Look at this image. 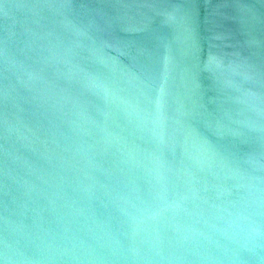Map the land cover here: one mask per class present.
I'll use <instances>...</instances> for the list:
<instances>
[{
	"label": "water",
	"instance_id": "obj_1",
	"mask_svg": "<svg viewBox=\"0 0 264 264\" xmlns=\"http://www.w3.org/2000/svg\"><path fill=\"white\" fill-rule=\"evenodd\" d=\"M0 264H264V0H0Z\"/></svg>",
	"mask_w": 264,
	"mask_h": 264
}]
</instances>
